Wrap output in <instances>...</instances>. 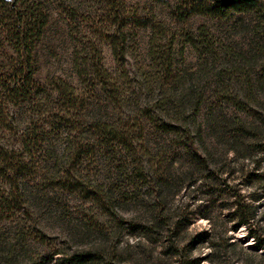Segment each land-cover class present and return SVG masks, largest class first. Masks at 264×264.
<instances>
[{"label": "rangeland", "instance_id": "obj_1", "mask_svg": "<svg viewBox=\"0 0 264 264\" xmlns=\"http://www.w3.org/2000/svg\"><path fill=\"white\" fill-rule=\"evenodd\" d=\"M222 1L0 0V84L21 74L20 14L42 27L32 93H0V264H181L213 230L260 254L222 244L221 264H264V0ZM205 240L182 257L215 264Z\"/></svg>", "mask_w": 264, "mask_h": 264}, {"label": "trees", "instance_id": "obj_2", "mask_svg": "<svg viewBox=\"0 0 264 264\" xmlns=\"http://www.w3.org/2000/svg\"><path fill=\"white\" fill-rule=\"evenodd\" d=\"M254 1L257 0H223L222 1V6L230 9L233 8L235 11H243V9L249 7V5L253 4ZM21 19V23L18 26V28H16L15 30H13L12 32L15 34V41H16V48L15 50L25 59L21 62V69H20V73L21 74H17L16 76L18 77L17 80L14 83L8 82V80L6 79V81L2 80L3 82H1L0 84V93H4L6 94L5 97L13 95L16 97V99H18L19 97H26L28 95H30L32 93V88H31V84L34 80V73H35V66L36 64L34 63V51H35V47H36V42H35V38L38 37L42 31V27L37 28V16H35L34 14H32L31 12H26L25 14H20ZM38 32V33H37ZM115 52L116 54H118V49L115 48ZM95 64H94V71L96 72V74H98L100 76V78H102L103 82H107L108 80L111 78V75L109 74V72L104 68L103 64H102V52L99 51L98 53H96L95 56ZM64 86L61 87V94L63 95V97L67 100H72L75 96H74V87L69 85V84H63ZM108 85V84H107ZM1 103H5V101H1ZM2 105V104H0ZM185 141L187 142V144L191 147V149L196 152L199 153V147L197 146V140L195 135L192 133V131L190 130H185ZM197 156H199L201 158L200 155L197 154ZM203 156H202V160H203ZM159 191H157V197L160 200V193H161V188H158ZM236 208H234L232 215L234 217H237L239 223L241 224H245L248 225L250 227V234L255 236L256 239H258V241L256 242L258 247H261L263 245L262 241L259 240L260 236L258 235V230L252 228V224L254 222V219L256 218L257 215V209L254 205L246 203L245 201H243L242 197L240 196L239 199H237L236 201ZM155 219H153L154 221H157L156 219H158V223H166V226L169 224L168 220H166V217L164 214H162L161 212H158V215L156 217H154ZM152 227V226H151ZM171 232L173 231L171 226H167ZM213 232V233H212ZM212 232H203V233H197L195 235L194 238L190 239V241L187 243V245L185 247H183L184 249H182L183 251L176 250L174 252L175 255H177V260L181 261V264H194L195 262L198 264L200 263V258H196V260H187L183 256V254H185L186 256L188 255V251H190L192 248L194 247H198L199 245H201V243L205 242V238H211V240H207L208 242H206L210 247H211V254H210V259L212 262H214L215 264H221V259L222 258H226V259H232V262L235 263V258L233 259L232 253L230 251H227L225 249L222 248V246H225L226 249H229L230 247H235V246H240L243 250H245L248 254L250 255H254V256H259L260 254L255 252V251H251L249 249H246L243 245H241L239 242L235 241L232 242L230 236H226L224 238V243H218V242H213L214 237L218 236L217 231L214 230ZM172 234V233H171ZM171 236V235H170ZM199 239V241H198ZM169 240H172L171 238H169ZM172 246H174L173 244H171ZM222 245V246H221ZM80 262L82 263H86L88 262V258H79ZM182 260H184L182 262ZM188 261V262H187ZM243 264H252V262H248V260H242ZM228 264H230V262L228 261Z\"/></svg>", "mask_w": 264, "mask_h": 264}]
</instances>
